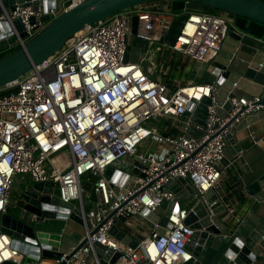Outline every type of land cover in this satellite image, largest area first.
<instances>
[{
    "label": "built area",
    "instance_id": "obj_1",
    "mask_svg": "<svg viewBox=\"0 0 264 264\" xmlns=\"http://www.w3.org/2000/svg\"><path fill=\"white\" fill-rule=\"evenodd\" d=\"M68 1L74 6L84 0H64L48 11L33 0L17 3L13 11L1 4L0 21L8 22L17 38L10 49L24 46L41 31L49 22L43 19L46 15L52 21L68 10ZM188 14L171 46L163 42L162 28L178 13L160 12L148 4L116 12L87 25L53 56L0 87V218L12 205L16 179L29 174L35 182H53L59 199L73 204L83 220L79 248L38 264H105L110 252L120 254L117 264L189 262L195 258L188 248L195 229L186 219L198 201L206 204L205 194L210 190L220 194L225 219L235 224L243 220L238 202L221 193L224 172L220 164L237 125L264 110L261 97L229 99L231 110L223 117L217 82L172 87L159 77L161 67L147 70L144 61L149 53L138 62L125 57L132 20L138 16L136 36L147 41L148 48L160 43L169 53L181 52L204 64L213 61L233 24L231 15L217 11ZM15 21H20L27 37L21 38ZM205 98L211 104L205 126L198 127L202 131L198 138L169 134L155 124L162 117L181 120L191 104ZM250 137L255 140L256 132L251 131ZM111 167L112 177H107ZM124 174L128 179L120 185ZM180 178L188 179L194 189L187 202L167 187ZM181 188L188 192L186 186ZM164 202L174 205L162 233L158 220L150 226L138 216L149 220L146 210L163 216ZM15 203L19 205L20 198ZM214 204L209 205L211 218ZM117 233H123V238ZM128 237L131 240L125 242ZM13 240L0 223V264L26 260L13 247ZM134 240L137 247L130 245Z\"/></svg>",
    "mask_w": 264,
    "mask_h": 264
},
{
    "label": "water",
    "instance_id": "obj_2",
    "mask_svg": "<svg viewBox=\"0 0 264 264\" xmlns=\"http://www.w3.org/2000/svg\"><path fill=\"white\" fill-rule=\"evenodd\" d=\"M23 0H0V13L2 6L7 11L15 10L16 4ZM32 1V0H28ZM64 0H33L35 5L42 3L45 10L57 7ZM156 1H171L172 10L178 12L177 18L172 22H166L162 28V40L167 45H175L181 29L188 19L189 11L225 12L232 16L233 24L229 26L223 40L219 55L210 63H206V72L201 83L217 82L219 85L217 102L219 114L225 116L231 110L229 99L233 97L260 96L264 103V0H84L80 4L70 7L60 16L50 21L46 15L44 21L48 24L33 38L27 40L24 46L18 47L10 54L0 59V87L26 75L35 65L53 56L74 34L84 29L87 25L105 19L116 12L131 9L139 5ZM15 26L20 32L21 38L27 37L20 21H15ZM138 16L132 20V38L126 51V60L138 62L141 54L147 52L148 42L136 36L138 30ZM12 26L6 21H0V53L9 50L16 44V36L11 33ZM7 31L8 34L4 32ZM210 98H205L199 104H191L187 112L181 117L184 121L186 137L198 138L202 131L198 127L205 126ZM261 120H264V110L256 115L248 116L237 125V130L242 131ZM228 151L231 159L224 157L221 164L228 166L230 163L240 160L250 172L242 154V145L236 142L233 134L228 137ZM114 168H109L107 177H112ZM260 174H254L248 179L245 191L250 197L248 211L239 224L225 219L226 209L220 194L210 190L205 194L204 201H198L189 213L186 224L191 225L195 232L188 246L195 256L193 260L184 264H264V170ZM139 173L138 170L134 171ZM120 172L114 176L117 180ZM21 176L16 179L15 185H19L22 197V207L19 217L13 216L9 211L0 218L1 230L14 237L13 247L19 249L26 260L22 264H38L43 259H60L70 249L64 247L65 237L62 232L36 229L33 221L41 222L45 219H74L83 224L81 212L73 204L61 201L54 188V183L35 182L31 186L21 184ZM128 179L124 174L120 181L123 185ZM186 186L188 192L182 190ZM175 192L181 200H186L194 189L188 179L172 181L167 186ZM119 191V188H116ZM215 202L212 209L214 217L209 216V205ZM174 204L167 202L162 204L166 210L163 216H159L149 210L144 216L138 218L147 222L150 226L159 221L160 232L169 221ZM16 206V207H17ZM151 220V221H150ZM116 227L112 232L116 233ZM123 233H117L122 239ZM130 237L125 238L129 242ZM197 243V244H196ZM78 242L75 244L80 247ZM132 247H137L138 242L132 241ZM99 253L101 251L99 250ZM120 254L108 253L105 256V264H117ZM4 264H17L5 262ZM60 264H64L63 262Z\"/></svg>",
    "mask_w": 264,
    "mask_h": 264
},
{
    "label": "crops",
    "instance_id": "obj_3",
    "mask_svg": "<svg viewBox=\"0 0 264 264\" xmlns=\"http://www.w3.org/2000/svg\"><path fill=\"white\" fill-rule=\"evenodd\" d=\"M149 7L159 10L160 12L165 13H178L172 10V2L171 1H156L148 4ZM211 12V11H210ZM17 47V46H16ZM12 49V48H11ZM10 50V49H9ZM169 53V50H166L160 60L157 63L158 67L165 60ZM174 53V59L179 61V59L184 58L183 65H179V71L174 72V76L172 74L165 76L164 73H160L159 77L166 81L172 82V87L178 85H185L188 83H199L203 78V74H201L203 69V63H199L191 59L190 57L184 55L181 52H171ZM150 59V54L148 55V60ZM157 67V68H158ZM169 69V67H167ZM169 84V83H168ZM156 125L166 133L169 134H179L185 133L183 130L185 127V122L182 120L176 121L174 119L168 117L159 118L156 122ZM256 132L255 140H252L250 137V132ZM233 136L236 142L242 145V154L246 159L247 164L250 166V172H248L245 168V164L240 160L234 161L230 163L229 166H225L220 164L221 169H223L224 175L221 181V193H233V197L229 196L228 199L232 202H238V211L239 214L245 217L248 211V203L250 202V197L245 191V187L248 184V179L250 176L254 174H260L264 170V120H261L251 126H248L242 131H238L237 128L233 131ZM225 157L231 159L232 155L226 150ZM237 174L238 177H234ZM232 177L234 178H231ZM239 181L240 184L234 185L232 187L233 181ZM16 202V201H15ZM187 202V200H185ZM11 207V206H10ZM63 222L58 221L59 231L64 234L65 243L64 247L67 249H72L75 247L77 242L82 240L84 235V225L74 219L61 220Z\"/></svg>",
    "mask_w": 264,
    "mask_h": 264
},
{
    "label": "rangeland",
    "instance_id": "obj_4",
    "mask_svg": "<svg viewBox=\"0 0 264 264\" xmlns=\"http://www.w3.org/2000/svg\"><path fill=\"white\" fill-rule=\"evenodd\" d=\"M211 11H213V10H211ZM223 14L225 16H227V17L230 16L228 13H225V12H223ZM14 48H18V46L17 47L15 46ZM152 48H153V51H152V53L150 55L149 61L152 60V61L158 62L160 60L161 56H162V54H161L162 53V47H161L160 43H156L155 45L149 47L147 52L141 54V57H145L146 58L147 54L150 53L149 51L152 50ZM171 54H172L171 52L168 53V55L165 58V60L161 63L163 65L161 66V64H160V66H159V67H161L162 73L167 71L166 75H168V76L171 74V72H170V68L169 69L167 68L165 62L169 60V58L172 56ZM144 62H145V66H147L148 62H146V61H144ZM203 66L204 67L202 69L201 74L206 72V64L203 63ZM19 177L20 176H18V178ZM20 180H21L20 181L21 184H24L25 186H31L34 183V180L31 178V176L29 174H22ZM22 194L23 193H21L20 186L14 184L13 190H12V196H11L12 205L9 208V213L12 214L13 216L19 217L21 215L22 207L21 206H17L16 207V206H13V205L16 204L15 201L18 198L22 197ZM76 205H78V204L76 203ZM58 221L59 222H63V221H60L58 219H45V220H42L41 222L33 221L32 225L37 230L38 229H43V230H47V231H51V230L59 231L60 228H59V225H58Z\"/></svg>",
    "mask_w": 264,
    "mask_h": 264
},
{
    "label": "trees",
    "instance_id": "obj_5",
    "mask_svg": "<svg viewBox=\"0 0 264 264\" xmlns=\"http://www.w3.org/2000/svg\"><path fill=\"white\" fill-rule=\"evenodd\" d=\"M212 10V9H211ZM196 12H198V11H196ZM212 12H216L215 10H213ZM232 17V16H231ZM230 17V18H231ZM17 48H12V49H10V50H5V51H3V52H1L0 53V59L1 58H3L4 56H6V55H8V54H10L11 52H13L14 50H16ZM172 56L169 58V60L168 61H166L165 62V64H166V66L167 67H169L170 68V72H171V74H172V76H174V72H178L179 71V65H183V60H184V58H182V59H179V61H177V60H175L174 59V53H172L171 54ZM164 64V65H165ZM165 76H168V75H165ZM169 77V76H168ZM172 82L173 81H169L168 83H169V85H172ZM234 177H238L237 176V174L234 176ZM234 177H232V175H231V178H234ZM233 181V180H232ZM238 184H240V182L239 181H236V182H234L233 181V183H232V187H234V185L236 186V185H238ZM233 195V193H227V196L229 197H231ZM233 197V196H232Z\"/></svg>",
    "mask_w": 264,
    "mask_h": 264
},
{
    "label": "bare ground",
    "instance_id": "obj_6",
    "mask_svg": "<svg viewBox=\"0 0 264 264\" xmlns=\"http://www.w3.org/2000/svg\"><path fill=\"white\" fill-rule=\"evenodd\" d=\"M162 47V53L161 54H163L166 50H169L168 48H166V47H164V46H161ZM152 51H153V48H152V50L150 51V55H151V53H152ZM146 62H148L149 60H148V57L146 58V60H145ZM157 67H158V65H157V63H156V61H149L148 62V65H147V70L148 71H150V72H154V70L155 69H157Z\"/></svg>",
    "mask_w": 264,
    "mask_h": 264
}]
</instances>
